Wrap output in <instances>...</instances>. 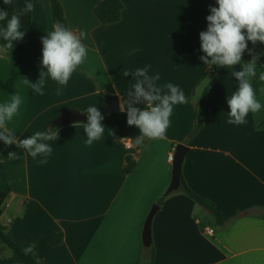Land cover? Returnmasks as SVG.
<instances>
[{"label": "crops", "instance_id": "0c3cea01", "mask_svg": "<svg viewBox=\"0 0 264 264\" xmlns=\"http://www.w3.org/2000/svg\"><path fill=\"white\" fill-rule=\"evenodd\" d=\"M59 1L67 28L77 35L86 32L87 60L62 95L50 78L44 95L32 91L24 79L36 83L46 71L42 37L56 24L51 0H31L26 52L0 46V104L13 94L22 98L6 127L24 139L47 132L65 110L82 113L96 106L103 115L107 96L118 97L121 108L103 115L104 134L91 146L85 144L86 123L57 128L58 137L46 141L53 151L45 164L38 163L44 157L33 159L17 145L0 141L2 180L11 189L0 216L7 235L18 245L32 246L36 264H264V82L258 79L264 61L257 62L252 79L260 112L249 113L243 125L228 124L227 98L238 89L232 73L242 65L212 74L213 65L200 59L205 54L199 34L207 30L206 17L210 7H218L217 0H120L122 17L112 24H101L94 15L103 0ZM248 49L256 54L264 44L249 41ZM146 65H151L149 75L160 74L159 86L178 85L188 103L174 106L165 140L145 138L135 146L139 129L127 124L126 111L135 78L122 74ZM206 87L203 127L186 143ZM177 144L189 149L181 168L187 187L229 221L217 225L208 210L179 188L159 206L152 244L145 248L143 227L171 183L168 154ZM9 152L20 158L9 160ZM128 157L136 166L126 175ZM200 207L208 214H200ZM53 234H62L63 243L51 246ZM0 255L9 258L11 252L0 246Z\"/></svg>", "mask_w": 264, "mask_h": 264}, {"label": "clouds", "instance_id": "9594fccd", "mask_svg": "<svg viewBox=\"0 0 264 264\" xmlns=\"http://www.w3.org/2000/svg\"><path fill=\"white\" fill-rule=\"evenodd\" d=\"M5 5H12L14 0H3ZM218 7H210V15L207 19V30L199 34L201 50L205 54L200 57L204 65H216L226 69L236 65H242L239 71H233L232 75L238 81V89L227 98L228 124L243 125L249 113L260 112L262 104L257 99L252 79L257 76L258 56L253 55L248 49V42L253 45L257 42L264 44V0H217ZM34 5L31 0H25L24 7L14 9L11 18L7 19L6 26L0 27V37L6 43L4 47L13 48V41L22 40L25 33L21 29V16L31 13ZM9 13L0 9V21L6 20ZM86 32L80 31L79 35L64 27L61 24L54 25V30L42 37V67L40 79L36 83L29 84L35 94L44 95L47 79L50 78L59 86L56 94H63V86H66L74 72L84 65L88 57V49L82 43ZM252 55L251 61L242 63V56L245 51ZM151 65L144 68H137L130 73L123 70L122 77L131 74L135 83L131 85L128 92L127 124L139 129V135L134 139L135 146L143 144L144 139L165 140L167 130L170 126V117L173 108L178 104L188 103L184 92L178 85L167 83L159 86L160 74L149 75ZM259 81L264 82V71L259 74ZM146 101V107L141 110L134 104ZM22 104L21 96L13 94L10 101L0 104V141L7 145H17L24 149L33 159L42 156L44 159L38 161L40 164L47 163V157L52 154V147L46 141L55 140L59 133L54 128L47 132L36 131L31 136L18 139L7 127L18 113ZM122 112L125 110H121ZM87 123L84 125V132L87 139L86 146H91L94 141L99 140L105 131L101 123L104 116L96 106L86 109ZM79 122H74L76 127ZM259 131V128H257ZM132 146V145H129ZM20 157L15 152L8 153L9 160H16ZM27 252V250H25Z\"/></svg>", "mask_w": 264, "mask_h": 264}, {"label": "trees", "instance_id": "16d2710c", "mask_svg": "<svg viewBox=\"0 0 264 264\" xmlns=\"http://www.w3.org/2000/svg\"><path fill=\"white\" fill-rule=\"evenodd\" d=\"M25 0H14L12 5H5L3 0H0V9L5 10L9 13V16L4 21H0V27L6 26L7 19L11 18V14L14 9H21L24 7ZM51 9L52 15L55 24H61L67 28V22L65 18L64 9L59 0H51ZM123 12V4L120 0H103L100 2L95 10L94 15L101 24H112L117 23L121 20ZM22 32L25 33L22 40L13 41V48L7 49L4 47L6 41L0 37V46L6 50L14 51L17 53H25L27 50V43L29 39V34L31 30V13H27L21 16V29ZM259 57L257 62L264 61V49L256 54H253ZM252 55L243 54L242 63H247L251 61ZM221 69V66L213 65L210 69L212 74H215ZM208 87L203 91L201 99L195 109V117L191 130L186 135L185 142L189 143L193 138H195L203 127V112L206 104ZM51 128L50 124L48 129ZM57 129V128H54ZM136 162L133 158H127V164L124 168V173L129 175L135 168ZM180 191L193 200L196 204L208 210L214 218V221L219 226H224L229 218L225 217L221 213H219L212 202L209 200L203 199L192 192L187 185L185 184L182 176H181V186ZM11 193L10 186L8 183L2 180V173L0 168V216L2 214L1 207L3 203L6 201L8 195ZM169 194H164L157 202V206H162L164 200ZM63 243V235L62 234H53L49 238V244L51 246H57ZM5 245L11 251V257L5 258L0 255V264H36V261L33 257V248L30 245H18L13 242V240L7 235L6 227L0 223V246ZM27 250V252H25ZM154 260V255L152 253L151 262Z\"/></svg>", "mask_w": 264, "mask_h": 264}, {"label": "water", "instance_id": "95a60500", "mask_svg": "<svg viewBox=\"0 0 264 264\" xmlns=\"http://www.w3.org/2000/svg\"><path fill=\"white\" fill-rule=\"evenodd\" d=\"M134 98H128V101ZM146 101H141L135 105L137 106H145ZM120 101L116 96H107L105 98V109L103 111V115L112 114L118 112L120 110ZM74 122L79 123H87V116L76 110H65L61 112V114L55 118L51 123V128H59L73 124ZM188 148L183 144H177L174 150V159L171 166L172 171V180L166 191V194H170L172 192L177 191L181 186V168L183 160L188 153ZM159 206L155 205L151 209L147 219L145 221L143 232H142V243L145 248H148L152 244V234H151V226L153 218L158 211Z\"/></svg>", "mask_w": 264, "mask_h": 264}, {"label": "built area", "instance_id": "2783aa9c", "mask_svg": "<svg viewBox=\"0 0 264 264\" xmlns=\"http://www.w3.org/2000/svg\"><path fill=\"white\" fill-rule=\"evenodd\" d=\"M127 147L130 148L129 144H127ZM173 159H174V151H171V152H169V154H168V162H169L171 165H172V163H173ZM206 232H207L208 234H213V230H212L211 228H207V229H206Z\"/></svg>", "mask_w": 264, "mask_h": 264}, {"label": "rangeland", "instance_id": "374dc122", "mask_svg": "<svg viewBox=\"0 0 264 264\" xmlns=\"http://www.w3.org/2000/svg\"><path fill=\"white\" fill-rule=\"evenodd\" d=\"M200 208H201V207H200ZM200 208L198 209V210H199L198 212H199L200 214H202V215H203V214H208V213H206L205 211H203V210H204L203 208H201V209H200ZM207 216H209V215H207ZM1 246H3V250H5L7 253H8V252H9V253L11 252L10 249H9L8 247H6L5 245H1Z\"/></svg>", "mask_w": 264, "mask_h": 264}]
</instances>
